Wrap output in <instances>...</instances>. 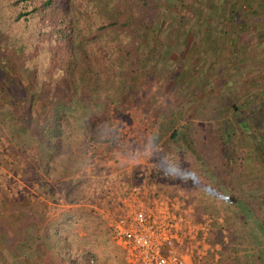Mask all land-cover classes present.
Here are the masks:
<instances>
[{"label": "trees", "instance_id": "16d2710c", "mask_svg": "<svg viewBox=\"0 0 264 264\" xmlns=\"http://www.w3.org/2000/svg\"><path fill=\"white\" fill-rule=\"evenodd\" d=\"M81 1L91 15L82 11L75 0H0V69L3 68L0 76L13 89L15 78L23 80L18 90L23 93L25 103L19 110L28 127L34 120L31 110L36 107L39 112L34 121L38 132L34 136L32 163L37 172L54 174L57 178L74 176L79 164L68 148V140L75 130H83L91 115L102 116L110 96L123 97L129 88L127 80L139 70L142 61L136 57L134 43L141 40L151 24L161 25L163 21L157 12L163 6L162 0ZM85 19L87 23L81 27L80 22ZM111 34L115 43L109 68L115 76L101 75L93 67L87 48L101 36ZM118 34L126 36L127 41L121 42ZM254 99L246 108L232 107L240 129L238 135L224 120L223 125L208 127L207 132L212 135L199 142L190 136V123L177 124L176 110L166 108L162 115L167 148L190 159L189 164L175 170L167 180L181 185L199 179L203 189L212 196H220L221 203L227 206L228 211L211 217L209 236L219 245L216 264H241L236 253L239 248L234 244H241L246 235L256 248L257 264H264V189L257 194L244 193L238 183L232 187V180L244 179L252 165L257 168L262 165L264 172V118L258 115L264 113V102L254 107L257 100ZM236 136L246 137L247 149L239 152ZM154 177L160 183V177ZM8 204L9 210H19L16 199ZM200 211L193 208L194 220H199L203 210ZM231 217L238 223L237 229L232 227ZM20 222L16 221L13 230L29 226L34 251H21V247L28 246L26 240L12 241L0 250L2 254L31 259L33 256V262L26 264H98L86 252L73 247L58 231V224L34 222L29 213Z\"/></svg>", "mask_w": 264, "mask_h": 264}, {"label": "rangeland", "instance_id": "374dc122", "mask_svg": "<svg viewBox=\"0 0 264 264\" xmlns=\"http://www.w3.org/2000/svg\"><path fill=\"white\" fill-rule=\"evenodd\" d=\"M162 2L163 6L157 10L160 18L168 10L171 13L169 17L173 15L172 20L167 18L166 21L163 19L161 25L151 24L149 28L144 30L141 40L134 43L136 57L142 61H140L139 70L127 80L129 88L125 90L123 97L118 99L110 96L107 109L102 116L91 115L83 130L81 132L75 130L68 140V148L76 156L77 164H79V168L71 178H57L54 174L46 176L42 172H37L36 165L32 163L31 159L35 154L34 136L38 132V125L34 121L39 112H37L36 107L31 110L30 116L34 119V123L32 122L28 127L19 110L25 103L23 93L18 90L23 85V80L15 78L16 88L13 89L0 76V250L12 241L26 240L28 246L24 249L20 246L21 251L23 253L34 251V237L30 232V227L23 225L19 228L17 226L19 228L17 232L13 230L16 221L21 220L22 222L25 213H29L32 214L34 222L58 224V231L66 236L67 241L73 247L86 252L85 255L88 258L96 259V263L124 264L122 249L112 241L107 221L100 212L99 205L94 200L88 204L85 202L90 192L91 181L95 176L108 172L112 166L108 161L100 159L93 169L88 170L87 137L107 135L119 127L136 133L142 139L141 133L144 127L155 126L152 138L149 140L147 138L142 139V148L151 149L155 144H159L161 147L156 157L154 156L155 167L151 179L157 191L166 194L179 191L183 195L186 194L191 207H195L198 212L203 210L201 214H208L210 217L228 211L227 206L221 203V197L215 195L214 197L210 192L203 189L204 186H201L199 179L181 185L172 184L173 182L168 181L175 170L185 167L187 163L189 164L190 159L178 155L176 150L172 151L167 148V133L163 132L161 128L164 110L166 108L176 110V104L179 102L175 93V57L178 54L175 42L176 40L180 41L182 36H177V38L174 36L176 33V12L180 6H183L181 0H162ZM75 3L82 11L91 15V12L87 11V5L81 0H75ZM85 23H87V19L81 21L80 26L84 27ZM112 36L113 34L108 37L101 36L91 42L87 48L93 67L101 75L111 74L115 76V73L109 68L115 43ZM118 37L123 43L127 41V37L123 34H118ZM144 45L148 47V50L144 49ZM183 51L184 46H180L179 53ZM1 73H3V68L0 69ZM263 93L254 102V107H259L264 102L262 100ZM215 112L217 118L223 116H227L226 119L232 118L228 124L229 128L238 135L240 129L237 127L233 113L227 114L228 111L222 108ZM199 115L197 114V116ZM258 115L264 118V113H258ZM192 116L195 114L189 115V118L192 119ZM178 117L177 124L183 123L181 115ZM198 118L204 119L202 116ZM189 123L190 136L195 137L196 141H202L206 139L205 136L212 135L207 132L211 125L201 127V124ZM240 137L236 139L240 147V149L237 148L239 152L242 149H247L248 145V142L244 141L246 137ZM115 142L116 139L110 140L108 145H113ZM108 145L104 149L105 153H107ZM118 162L125 163V160ZM259 167L252 165L247 170V176L240 180L241 183L238 179L232 180V187L233 185L236 187V183H238L244 193L260 194L264 189V172L262 165ZM154 176L160 177V183H156ZM72 198L74 201L70 202L69 199ZM14 199L18 202L17 209L19 210L16 212V209L9 210L8 204ZM231 219L233 220L232 227L237 229L238 223L233 217ZM223 238L225 240V236ZM17 247H19L18 244ZM234 247L239 248L237 249L239 252L236 251L240 257L239 263L257 264L258 260L254 255L256 248L249 241L247 235L244 236V241L242 240L241 244L235 243ZM217 255L219 257L218 251ZM228 255L231 256V254ZM217 259L210 261V263L216 264ZM33 260V256L32 259L23 256L10 257L0 251V264H26L32 263Z\"/></svg>", "mask_w": 264, "mask_h": 264}, {"label": "built area", "instance_id": "2783aa9c", "mask_svg": "<svg viewBox=\"0 0 264 264\" xmlns=\"http://www.w3.org/2000/svg\"><path fill=\"white\" fill-rule=\"evenodd\" d=\"M154 128L145 126L142 139L152 138ZM142 139L121 127L107 135L87 137L88 170L100 159L112 166L94 177L85 202L94 200L99 205L112 241L122 249L124 264H208L216 260L219 247L209 236L211 217L204 214L192 220V208L183 193L156 190L151 179L161 147L142 148ZM117 155L130 158L119 163Z\"/></svg>", "mask_w": 264, "mask_h": 264}, {"label": "crops", "instance_id": "0c3cea01", "mask_svg": "<svg viewBox=\"0 0 264 264\" xmlns=\"http://www.w3.org/2000/svg\"><path fill=\"white\" fill-rule=\"evenodd\" d=\"M181 2L174 36H182L175 42L176 110L184 122L201 127L229 124L232 118H217L215 111L246 108L264 91V0ZM170 14L167 10L161 19L172 20ZM180 46L184 51L179 53ZM117 157L121 162L130 158ZM192 214L193 208L194 220Z\"/></svg>", "mask_w": 264, "mask_h": 264}]
</instances>
